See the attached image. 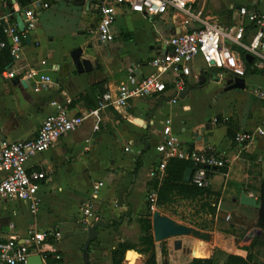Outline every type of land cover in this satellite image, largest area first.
<instances>
[{
    "label": "crops",
    "instance_id": "0c3cea01",
    "mask_svg": "<svg viewBox=\"0 0 264 264\" xmlns=\"http://www.w3.org/2000/svg\"><path fill=\"white\" fill-rule=\"evenodd\" d=\"M95 2L85 9L65 0H53L36 10L32 26L24 29L30 41L26 37L21 39L17 57L10 53L11 60L4 67L16 73V77L5 78L0 72V142L33 138L42 120L55 111L53 102L65 106L72 115L98 108L102 94L127 82L130 74L148 75L153 71L149 61L165 51L164 39L192 27L170 13L149 18L121 7L113 27L114 40L98 43L94 35L91 34L92 39L87 37L99 18ZM241 6L260 11L264 0H196L194 10L221 27L239 23L248 26V21L239 16ZM9 40L7 37L8 45ZM227 44L240 56L239 47L232 42ZM76 47L83 49L81 57L92 62L91 71H76L70 56ZM252 60L248 62L250 71L243 76L242 90L224 91L227 78L232 76L230 71L204 69L201 60L196 59L182 89L177 91L175 85H168L160 95L131 99L119 110L104 107L97 116L86 118L77 129L27 162L28 170L45 173L37 190L36 214H31L28 204L18 198L0 197V240L14 236L23 242L27 231L34 228L52 237V243L42 245L41 251L58 252L61 257L58 264H83L84 225L95 221L84 223L81 208L89 201L93 185L103 182L96 203L99 219L108 226L96 227L97 235L89 245L88 264H113L112 250L125 239L126 231L145 209L148 176L151 171L156 172V177L160 175L157 166L161 156L156 146L166 119H170L173 132L188 147L228 159L226 172L211 174L209 190L219 194L220 200L231 209H241L244 215L253 214L256 223L258 209L237 201L242 191L258 199L256 185L264 180V102L256 94L257 90H264V66H257ZM32 67L50 75L53 82L47 89L34 92L32 81L29 84L21 79ZM203 74L207 81L197 86ZM16 79L23 80L26 86L15 84ZM188 86L191 89L186 93ZM216 120L220 122L215 124ZM230 131H249L255 136L241 148ZM141 152V165L136 170ZM56 231L60 236H51ZM231 238L225 240L224 246L215 239L212 245L220 246L226 255L245 257L249 237L238 244L234 236ZM185 241L181 239L179 250L173 248V243L165 247L166 255L156 248L157 263L167 256L169 264H186ZM203 246L207 255L213 249L210 245ZM194 250L198 255L196 246ZM128 257L133 260L131 264H143L147 256L128 253Z\"/></svg>",
    "mask_w": 264,
    "mask_h": 264
},
{
    "label": "built area",
    "instance_id": "2783aa9c",
    "mask_svg": "<svg viewBox=\"0 0 264 264\" xmlns=\"http://www.w3.org/2000/svg\"><path fill=\"white\" fill-rule=\"evenodd\" d=\"M95 1L99 18L95 27L89 32L101 42L114 40L113 27L121 7H126L131 12L149 18L161 17L170 13L173 17L182 18L185 25L189 24L192 27L190 30L170 35L164 39L165 51L153 56L149 61L153 71L148 75L135 72L130 74L127 82L120 83L114 91L108 90L102 94L98 108L86 114L72 115L65 106L53 102L55 111L42 120L33 138L0 142V173L2 174L0 197L18 198L26 202L31 214L37 212L39 203L37 190L41 181L45 179V173L28 170L27 162L35 155L48 150L60 137L77 129L92 114L97 116L101 108L122 109L131 99L164 93L168 85H175L177 91L182 89L196 59L201 60L204 69L230 71V75L243 77L245 58L243 60L227 42H232L242 49L244 54H250L255 65L264 66V8L257 11L241 6L238 9L239 16L248 21V26L239 23L227 28L221 27L214 21L205 20L198 12H195L196 0ZM46 6L47 4L42 2H30L26 8L21 9L16 0H0V25L11 41L9 50L12 56L17 57L21 49V39L26 37V33L25 30L19 31L15 20H11V16L15 12L23 14L25 16L24 29H29L35 18L36 10ZM2 9H7L9 12H2ZM250 25L252 27H249ZM5 45V42L0 43V47ZM53 68L55 69L56 65ZM1 74L5 78L16 77V73L11 69L2 70ZM21 79L28 83L32 81L31 88L34 92L47 89L48 85L53 82L50 75L34 67L29 69ZM256 94L264 102V90H257ZM172 100H177V96ZM95 129H97L96 126ZM257 132L263 134L261 129H257ZM254 136V133L249 131L236 132L233 141L242 148L251 142ZM156 151L161 156L157 166L159 177H163L165 165L169 159L185 160L191 164L190 180L198 188H207L211 174L221 172L228 165V159L221 154L199 151L185 145L173 132L170 119L163 122ZM155 174V171L150 173L151 176ZM101 186L103 182L93 185L89 201L81 208L84 223L87 220L97 221L99 219L96 200ZM148 196V200L152 202L151 208H153L156 193L152 192ZM48 236L46 232L30 228L23 242H18V238L14 236L0 240V264H26L27 258L32 254H40L43 264H46V256L42 254L41 246ZM51 236L59 237L60 233L56 231ZM52 257L61 258L59 254Z\"/></svg>",
    "mask_w": 264,
    "mask_h": 264
},
{
    "label": "rangeland",
    "instance_id": "374dc122",
    "mask_svg": "<svg viewBox=\"0 0 264 264\" xmlns=\"http://www.w3.org/2000/svg\"><path fill=\"white\" fill-rule=\"evenodd\" d=\"M95 25L92 26L94 28ZM115 33V31H114ZM92 35L89 34L87 37L92 39ZM94 42V39L91 40ZM232 117L229 118V122L232 125L231 120ZM221 122L223 119L221 118ZM220 121L216 120L215 124H218ZM224 122V121H223ZM229 124V125H230ZM233 136L236 132H231ZM153 142L157 144V139L153 138ZM241 149L239 148V151ZM162 177L156 176H148L146 191L148 194L152 192L156 193V188L154 187L155 180H158V186L161 184ZM259 184L256 185L258 188ZM209 189V187H207ZM148 194L145 195L146 200L144 201L145 205H149V209H144L143 214L139 218L136 219L134 226L129 228L126 231L125 239L121 243H135V249L125 250L122 254L121 264H131L132 261L128 257V253L131 255H136L137 253L142 254L144 257L147 256V253L141 252L145 249V246L141 244L139 241L140 237L144 235L145 231L142 230V226L145 224L144 221H149L151 225V212L158 211L162 215H166L177 223L193 226L200 230L201 232L208 235L206 240H201L198 238H194L191 236H182L181 239H185V250L189 253V256L186 257L188 261L192 258H198L195 254V245L198 243L210 245L213 249L211 252L206 253L205 256H201L203 258L213 256L215 264H221L224 261L226 254L218 246L217 244L221 243L223 246L225 244L226 239H232L231 236H234L236 243L238 244L244 237H249V239L256 233L254 222V215L247 214L244 215L241 209L233 208L231 209L227 204L220 200L219 194L214 193L210 190V193H203L195 198H183L181 195L172 196V200L166 203H157L155 201L153 208H151L152 202L148 200ZM238 207V206H237ZM151 227V226H150ZM150 232L152 233V227L150 228ZM137 236V238H136ZM198 240V242L193 243ZM216 240V246H213V241ZM164 244L166 248L173 243V238L164 240ZM190 242V243H186ZM214 252V253H213ZM164 255V254H163ZM167 258L164 256L163 259ZM131 259H134L131 257Z\"/></svg>",
    "mask_w": 264,
    "mask_h": 264
},
{
    "label": "trees",
    "instance_id": "16d2710c",
    "mask_svg": "<svg viewBox=\"0 0 264 264\" xmlns=\"http://www.w3.org/2000/svg\"><path fill=\"white\" fill-rule=\"evenodd\" d=\"M21 9L26 8L30 4V0H16ZM9 3V1H8ZM4 12V9H2ZM11 20L14 21L15 17L11 16ZM0 42H5L6 45L4 47H0V72L4 69V67L10 62L11 54L9 51V45L7 42V36L3 32V28L0 25ZM240 56L244 60V51L239 49ZM245 72L250 71V64L245 60L244 61ZM205 74V73H204ZM201 77L198 80L197 86H203L207 77ZM230 133V132H229ZM235 134L232 136L234 139ZM143 152L137 157L136 160V170L141 165ZM191 167V164L188 161L171 158L167 161L164 169V174L161 179V185L158 186L159 181L155 180L154 187L156 190V202L157 203H166L172 200V196L181 195L183 198H195L205 192L210 193V190L207 188H198L192 184L191 180L189 182L183 181V174L186 168ZM221 172H226V168L222 169ZM258 194V201L260 203V207L258 209V217L256 221L255 228L259 230L258 233H255L249 241V244L244 247L246 250L245 257H241L239 255L227 254L224 261L221 264H264V180L259 182V186L256 189ZM149 205H145V209L148 210ZM145 224L142 226V230L145 231L144 235H142L139 239L142 245L145 246V249L141 252H146L147 257L143 264H158L156 260V248H158L162 254L166 255L167 251L165 249V241L155 242L153 236L150 232L149 221H144ZM151 226V227H150ZM52 243V237L47 238L44 244ZM197 247V256L198 258H192L190 261H187L186 264H215L213 256L203 258L201 256L206 255V250L202 243H198L195 245ZM135 244L129 243H119L115 249L112 250V263L113 264H121V257L125 250L135 249ZM181 249V248H180ZM214 253V252H213ZM42 254L46 256L45 261L47 264H58L60 263L59 259H55L52 256L58 254V252L54 250H44ZM189 256V253H188ZM160 264H169L167 258L163 259Z\"/></svg>",
    "mask_w": 264,
    "mask_h": 264
},
{
    "label": "water",
    "instance_id": "95a60500",
    "mask_svg": "<svg viewBox=\"0 0 264 264\" xmlns=\"http://www.w3.org/2000/svg\"><path fill=\"white\" fill-rule=\"evenodd\" d=\"M14 1V0H13ZM70 3H75L79 6H84L85 9L89 8V5L91 2H95L94 0H65ZM44 4H51L53 0H42ZM5 12L8 13L9 11L5 9ZM16 24L18 26V29L20 32L24 31L25 28V16L23 14H20L18 12H15L14 15ZM27 42L30 41L29 37L26 36ZM9 43L11 41L9 40ZM98 43H101V41H98ZM88 49L91 47V44H88L86 46ZM83 49L81 47L74 48L71 53V60L75 66V69L78 73H85L88 71H91L93 69L92 62L87 59L83 58L82 56ZM245 60L247 62H251L252 56L250 54H245ZM94 66L97 67L98 63H94ZM20 83L24 86H26L25 82L23 80L16 79L15 84ZM245 88V79L244 77L240 76H230L227 78L225 82V87L223 88L224 91H239ZM191 89V86L186 87L184 92H188ZM183 92V91H182ZM183 97V95H181ZM191 168H186L183 174V181L189 182L190 176H191ZM233 200H236L235 198ZM238 203L240 205L249 206L255 209H259L260 203L256 197H253L251 195L246 194L244 191L240 193L239 198L237 199ZM151 214V226H152V233H153V239L155 242H161L170 238H173V248L175 250H179L181 248V239L182 236H191L198 239L206 240L208 235L201 232L197 228L181 223H177L172 218L160 214L158 211H153ZM107 227L108 224H106L102 219H99L95 221L92 224H85L84 228L86 230V238L84 240L83 246H82V260L83 264H88L89 261V245L90 243L95 239L97 235L96 227ZM259 230L256 229V233H258ZM26 264H43V261L41 259L40 254H32L30 255L27 260Z\"/></svg>",
    "mask_w": 264,
    "mask_h": 264
}]
</instances>
